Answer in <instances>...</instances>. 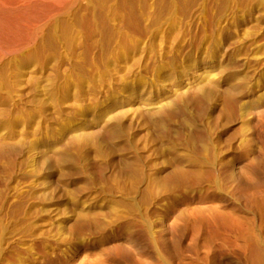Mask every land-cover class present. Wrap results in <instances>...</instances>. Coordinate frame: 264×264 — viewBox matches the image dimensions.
Instances as JSON below:
<instances>
[{
  "label": "rangeland",
  "instance_id": "1",
  "mask_svg": "<svg viewBox=\"0 0 264 264\" xmlns=\"http://www.w3.org/2000/svg\"><path fill=\"white\" fill-rule=\"evenodd\" d=\"M135 2L0 84V264H264V0Z\"/></svg>",
  "mask_w": 264,
  "mask_h": 264
},
{
  "label": "bare ground",
  "instance_id": "2",
  "mask_svg": "<svg viewBox=\"0 0 264 264\" xmlns=\"http://www.w3.org/2000/svg\"><path fill=\"white\" fill-rule=\"evenodd\" d=\"M135 1L0 0V84L7 85L12 72L30 69L42 54H56L60 44L70 43L78 33L81 36L82 28L100 23L108 15L119 20L125 13L134 14ZM91 31L95 33V29ZM230 169L233 172L234 166Z\"/></svg>",
  "mask_w": 264,
  "mask_h": 264
}]
</instances>
